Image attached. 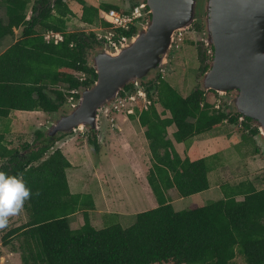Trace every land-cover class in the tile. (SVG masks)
I'll return each mask as SVG.
<instances>
[{
  "label": "trees",
  "instance_id": "1",
  "mask_svg": "<svg viewBox=\"0 0 264 264\" xmlns=\"http://www.w3.org/2000/svg\"><path fill=\"white\" fill-rule=\"evenodd\" d=\"M127 1L134 7L144 0ZM73 2L80 10V23L91 29L99 23L110 25L100 21V8L124 10L113 3L97 6L87 0H0L6 7V20L0 16V42L13 36L14 29L22 30L18 41L0 54L1 119L13 110L54 114L66 111L68 105L73 109L81 93L96 81L90 56L107 45L94 31L69 30L70 18L78 16ZM144 13L139 25L118 33L134 36L150 18L147 10ZM200 20L192 29L204 37L206 25ZM49 31L61 33L63 41L46 42L43 35ZM210 48L204 40L199 42L201 78L210 67ZM138 86L149 98L157 97L147 110L140 102L136 114L130 115L145 130L152 156L147 180L157 206L137 213L129 226L112 221L97 228L89 214L96 208L93 197L71 192L66 170L72 164L56 147L69 133L53 137L39 128L31 143L11 149L1 133L0 170L22 175L31 189L24 204L27 221L5 232L3 244L16 238L23 264H232L238 254L247 264H264V188L258 190L250 180L234 186L224 183L223 199L182 211L175 210L168 195L176 189L181 197H190L210 188L206 160L182 158L175 142L229 123L258 136L264 145L258 125L249 118L241 120L233 100L206 91L202 80L184 96L159 74L129 83L120 96ZM171 126L176 127L172 138ZM88 142L99 150L94 130ZM78 212H83L84 224L73 229L70 216Z\"/></svg>",
  "mask_w": 264,
  "mask_h": 264
},
{
  "label": "rangeland",
  "instance_id": "2",
  "mask_svg": "<svg viewBox=\"0 0 264 264\" xmlns=\"http://www.w3.org/2000/svg\"><path fill=\"white\" fill-rule=\"evenodd\" d=\"M87 1L88 3H93V0ZM108 2L119 5L122 8L129 7L127 0H108ZM208 3L209 0H197L196 5V20L201 19L200 21H203L204 25H206L204 37L201 35V33L193 30L192 27L190 31L184 32V34L181 36L182 41L178 40L176 42L174 49L169 55L170 66L167 68V71L163 72L162 70H157L154 72L155 74H153L154 77H157L159 74H161L164 80L169 82L179 93L184 96L189 95L198 86V84L201 83V80H203V78L200 77L199 71L201 62L199 60L198 46L201 40L206 42L208 36ZM72 6L73 9L78 13V16L70 18L69 30L80 32L91 31V28L84 25L83 23H80L79 16L81 13L75 2H73ZM31 9L32 6H29L28 11H31ZM0 15H2L4 20H6L4 6L0 7ZM0 52L2 53V51ZM100 52L101 50H97L95 53L91 54L90 61L92 65H94V58ZM223 97L228 101L232 100L231 94L225 95ZM154 98L157 99L156 95ZM115 100L116 99L108 104H105L104 110H107V114L101 117V124H99L101 129L99 131L87 127L79 130L77 133H70L68 138H74L65 146H63L62 151L65 153V156L68 157L74 165H76V168H88L85 171L86 173H82L83 177L90 175L91 169H89V167H92V169L104 168L101 169V173L100 170L97 171V174L99 175L98 177H101L103 185H105L107 188V195L109 196L110 194L111 201L116 200L119 196H123L125 198V202L128 203L126 212L136 215L139 212L152 209V205L154 207L157 205L156 199L147 180V175L150 168L152 167V156L149 146H147L145 130L141 126L139 119H131L127 116L126 112L113 111L112 104ZM159 109L161 110L160 106ZM71 111L72 109L68 105L66 107V111H64L65 113H42L27 116L25 119L28 122L27 126L23 125L22 127H19L20 129H15L12 131L16 137H18L19 134L22 136V141H19L17 145L20 146L24 141L31 143L35 138V131L37 130V127H41L43 131L47 132V129L51 123L55 122L61 116L68 115ZM92 130L95 131L97 141L99 142L100 148L98 151H96L95 147L88 142V137L89 135H92ZM221 131L222 130L214 131L213 129L203 133L205 134L203 135L205 143L200 146L196 154L191 155V158H204L206 160L210 169L209 179L212 187H215V180L218 179V176H215L217 175L215 172H218V169L220 166H222V164H226V169H229L228 175L231 178L233 177V182L239 180H251L254 181L257 189H263L264 158L263 163L260 162L256 165V167H250L246 170H244V168H242V170L236 168L237 165L234 163V160H245L254 156L257 148L255 137L250 134H243L241 128L240 133L236 132L233 134L234 129L232 127H227V133L229 132V137H224V133ZM232 135L235 136L231 137ZM227 143H229V145H227V149L225 151L221 150V147ZM58 148H60V145H58ZM136 153L140 156V163H137L138 161L136 159ZM112 157L116 160H112L111 162V159H113ZM90 176H92V174ZM227 180L230 181L229 178ZM83 182L85 183V181ZM218 183H221V181ZM102 188L99 186L98 180L94 178L91 185V191L94 193L95 199L98 200V204L101 201L100 196ZM79 190L84 191L85 189L81 187L74 191L78 192ZM169 193L173 200V206L176 211L202 207L220 199L221 194L224 195L222 188L220 187H218V193L213 197H209L208 194L204 196L193 195L190 197H181L176 189L170 190ZM24 204L17 214H14L8 218V223L4 226V230L0 231V264H23L21 260V253L18 250V240L14 238L13 243L4 245L2 237L3 234L8 230L20 226L27 221L28 217L24 208ZM112 205L113 204L110 205V211H123V208L117 210V206ZM102 208H105L102 210L103 212L108 210L106 204H104V206L101 205V209ZM101 213L102 212L96 213L97 216L95 219V227L97 228H103L104 226L112 223V221H119L123 223V226L126 227L132 223V220H134L133 216L124 217L117 215H109L106 216L105 219H100ZM72 228L75 227L72 226ZM232 264L247 263L245 262L244 257L238 254Z\"/></svg>",
  "mask_w": 264,
  "mask_h": 264
},
{
  "label": "water",
  "instance_id": "3",
  "mask_svg": "<svg viewBox=\"0 0 264 264\" xmlns=\"http://www.w3.org/2000/svg\"><path fill=\"white\" fill-rule=\"evenodd\" d=\"M196 5L197 0H144L141 6L150 19L129 44L116 51L103 49L94 58L96 81L46 134L54 137L87 127L99 131L105 104L153 70L167 71L176 35L190 31L196 21ZM207 35L211 62L204 88L231 94L241 120L254 121L264 139V0H209Z\"/></svg>",
  "mask_w": 264,
  "mask_h": 264
},
{
  "label": "crops",
  "instance_id": "4",
  "mask_svg": "<svg viewBox=\"0 0 264 264\" xmlns=\"http://www.w3.org/2000/svg\"><path fill=\"white\" fill-rule=\"evenodd\" d=\"M1 6H4L5 15H6V7H5V5H0V7ZM30 6H32V4ZM28 12H29L28 13V18H29L30 15H31L30 14L31 11H28ZM0 16L2 17V15H0ZM14 33L15 34L13 36L7 37L2 42H0V51H2V53L18 41V39L20 38V36L22 34V30L21 29H14ZM2 53L0 52V54H2ZM42 113H44V112H41V111L29 112V111L13 110V111H11V113H10L8 118H4V119L0 118V134L1 133L4 134V144H6L8 146V148H10V149L11 148H17L18 147L17 143L19 141H22V136L19 134V136L16 137V135H14V133L12 131L15 130V129H20L19 127H22L23 125L27 126L28 122L25 120L27 118V116H29V115H37V114H42ZM227 127H230V128L232 127L234 129L233 134H235L236 132L240 133V127L239 126L232 125V124H229V123H223L222 125H220L217 128H215L214 131L215 130H222L221 132L224 133V137H226V136L229 137L228 136L229 132L227 133ZM39 128H41V127H37V129H39ZM175 130H176L175 126H171L169 128V135L168 136L170 138L172 137V134H173V132ZM242 133L243 134H249L247 132H244L243 130H242ZM203 135H205V134L202 133V134L196 135V136H194V137L190 138L189 140H187L185 142H182V143L175 142L174 143L175 149L181 155L182 158L189 157L190 159H192L191 155L196 154L197 151L199 150L200 146L205 143ZM238 135H240V134H238ZM234 136L235 135H232L231 137H234ZM253 137H255V140L257 142V148L260 149V152H257V148H256V151H255V154H254L253 157L247 158L245 160H242V159H239L237 161L234 160L235 165H237L236 168H239L240 170H242V168H244V170H246V169H248L250 167L253 168V167H256V165L258 163H260V162L263 163V158H264V145H263V142L261 141V139L258 136H253ZM73 138H68V139L62 141L59 144L60 145V149L62 150L63 146H65L67 143H69L71 140H73ZM199 139H201V140H199ZM146 141H147V139H146ZM23 143H26V142L24 141ZM227 145H229V143L224 144V146L221 147L222 148L221 150L225 151L227 149ZM147 146H149L148 145V141H147ZM136 159L138 161L137 163H140V156L137 153H136ZM112 160H116V159L115 158L111 159V162H112ZM192 160H196V159H192ZM70 162H71L72 166L69 169L66 170V174H67L70 190H71V192L73 194H89V195H91L93 197V200L95 202L96 208L94 210L89 211V214H90V218H91V221H92L94 226H95V221H96L95 219H96V216H97L96 213H98V212L99 213L102 212L101 216H100V219L101 218L105 219L106 216H109V215H117V216H124V217H128V216H133L134 217L135 216L134 214L126 212V207H127L128 203L125 202V198L123 196H119V197H117L116 200L111 201L110 194H109V196L107 195L108 194L107 193V188L105 187V185H103V183L101 181V177H98L99 175L97 174V171L100 170V173H101V169H104V168H96V169L93 168L92 169V167H89V169H91L90 175L92 174V176L87 175L88 177L87 176L83 177L82 173L83 172L86 173L85 171L88 168H86V167L76 168V165H74L72 163V161H70ZM228 165H230V164H228ZM226 166H227L226 164H222V166H220V168L218 169V172H215V174H217L215 176H218V179L215 180V184H216L215 187H212V185L210 183V188L208 190H206L204 192H201L199 194H196V195L204 196V195L208 194L209 197H213L215 194L218 193V187L221 188V185L224 184V183H228V184L234 186V185H238L239 183H241L243 181H246V180L235 181V179H234L235 182H233L232 181L233 177L231 178L228 175L229 169H226ZM246 166H248V167H246ZM93 175H95V176H93ZM208 177H209V174H208ZM94 178H96L98 180L99 186L101 188L103 187L102 190H101V196H100L101 201L99 202V204H98V200L95 199L94 193L91 191V185H92V181L94 180ZM228 178L230 179V181L227 180ZM83 181H85V183ZM209 181H210V179H209ZM219 181H221V183H218ZM252 182L254 183V181H252ZM254 185L256 186L255 183H254ZM81 187L84 188L85 190L84 191L79 190L78 192L74 191V190H78ZM168 195H169L170 200L172 202L173 200H172V198L170 196V193H168ZM222 195L223 194L220 195V197H221L220 199L224 198V195H223V197H222ZM220 199H218V200H220ZM115 203H118V204H115ZM104 204H106V207H108V210L106 212L102 211L105 208L101 209V205L104 206ZM111 204H113L112 206L116 205L117 206V210H120V208H123L122 209L123 211H119V212L118 211H110V207H111L110 205ZM155 207L152 205V208H155ZM133 221L134 220H132V223H133ZM70 222H71L70 223L71 227L72 226L75 227L73 229L80 228L84 224V214H83V212H78V213L70 216Z\"/></svg>",
  "mask_w": 264,
  "mask_h": 264
},
{
  "label": "built area",
  "instance_id": "5",
  "mask_svg": "<svg viewBox=\"0 0 264 264\" xmlns=\"http://www.w3.org/2000/svg\"><path fill=\"white\" fill-rule=\"evenodd\" d=\"M106 2L108 1L93 0V3L96 4L97 6H100L101 4ZM141 4L134 7L129 5L128 8H123L124 9L123 12L115 9L105 10L100 8L99 10L100 21L101 22L105 21L110 25L105 27L101 23H99L91 31L96 32L100 38L105 39L107 47L104 49H110L116 51L117 49L121 48L123 45H127L131 42L133 36L129 38L124 34L122 35L119 34L118 31L119 30L129 31L132 26H136L140 24L141 20L145 16L144 10H147V9H143ZM144 24L141 23L140 28ZM183 34L184 32H180L176 35L174 46L178 40L182 41L181 36ZM43 36H44V40L48 43L54 42L57 44L60 41H63V35L61 33L49 31L46 32ZM70 92L73 95L75 94L76 91L72 90ZM154 99H155L154 97H152V99L149 98L146 90L138 86L137 90L131 94L127 93L125 96L119 95V97H117L114 103L112 104V110L117 112H126L127 116L130 117V115L136 114V108L138 107L140 102H141V109L147 110L153 104ZM74 100H75L74 96H71L69 98L70 103H73ZM216 107L218 108L219 104Z\"/></svg>",
  "mask_w": 264,
  "mask_h": 264
},
{
  "label": "clouds",
  "instance_id": "6",
  "mask_svg": "<svg viewBox=\"0 0 264 264\" xmlns=\"http://www.w3.org/2000/svg\"><path fill=\"white\" fill-rule=\"evenodd\" d=\"M30 194L31 189L22 175L0 170V227L7 225L8 218L21 210Z\"/></svg>",
  "mask_w": 264,
  "mask_h": 264
},
{
  "label": "flooded vegetation",
  "instance_id": "7",
  "mask_svg": "<svg viewBox=\"0 0 264 264\" xmlns=\"http://www.w3.org/2000/svg\"><path fill=\"white\" fill-rule=\"evenodd\" d=\"M199 4V3H198ZM199 6V5H198ZM174 49V48H173ZM157 70H153L152 72H150V74L146 77L147 79H151V78H153L154 77V75L153 74H155L154 72H156ZM144 79V78H143ZM142 80V79H141ZM232 96V95H231ZM60 134V133H59ZM58 134V135H59Z\"/></svg>",
  "mask_w": 264,
  "mask_h": 264
}]
</instances>
